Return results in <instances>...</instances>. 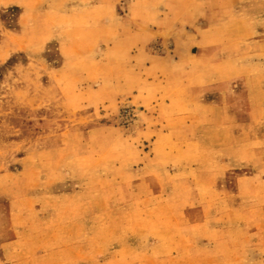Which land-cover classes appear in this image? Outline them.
<instances>
[{
    "label": "rangeland",
    "instance_id": "obj_1",
    "mask_svg": "<svg viewBox=\"0 0 264 264\" xmlns=\"http://www.w3.org/2000/svg\"><path fill=\"white\" fill-rule=\"evenodd\" d=\"M0 264H264V0H0Z\"/></svg>",
    "mask_w": 264,
    "mask_h": 264
}]
</instances>
